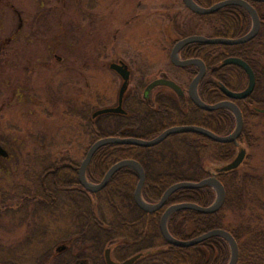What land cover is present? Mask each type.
<instances>
[{"label":"trees","instance_id":"trees-1","mask_svg":"<svg viewBox=\"0 0 264 264\" xmlns=\"http://www.w3.org/2000/svg\"><path fill=\"white\" fill-rule=\"evenodd\" d=\"M195 1L202 6H211L222 0ZM250 2L261 18L260 31L253 39L233 45L194 42L181 50L183 57H198L206 63L207 72L200 81L198 91L200 97L208 103H216L225 98L220 84L235 90L242 89L243 83L231 82L230 76H237L239 79L244 76L248 81L241 66H222L225 58L238 56L252 66L257 79L255 90L249 97L237 101L244 115V128L238 141L246 143L249 148L255 147L259 140L250 121L264 115L257 110L263 104L257 93L264 77V1ZM190 12L193 22L190 24L189 21L183 27L173 18L174 27L181 37L205 33L213 37H239L246 34L252 26L250 13L237 4L227 5L207 14ZM181 68L190 74H194L196 70L194 65ZM246 81L242 87L246 85ZM124 103L126 113H106L95 117L96 120L89 118V122L95 126L90 128L92 143L111 135L151 139L166 128L180 124L204 126L220 135L231 133L236 126L235 115L230 109L205 110L192 102L187 108H183L176 96L166 92L157 98L154 106L144 99L130 97L128 92ZM90 113V109L84 108V119H88ZM190 114L195 117L189 119ZM158 121L160 124L157 128L148 133L143 132L146 123ZM238 146L235 142H220L199 132L173 133L154 146L106 144L92 157L87 177L98 183L116 162L136 159L146 172L143 197L150 203H156L174 183L200 181L213 175L216 168L212 172L207 165L232 160L238 152ZM250 158L251 154H248L238 168L218 173L226 188V199L219 210L205 213L191 208L179 209L168 220L170 232L179 239H190L212 229H226L239 243L237 264H264V215L257 213L264 212V197L260 192L264 186V174L250 164ZM77 168L78 165L71 159L63 158L49 163L34 175V189L21 188L22 192L4 197L0 203L3 208L2 217L9 214L10 207L15 208L17 213L23 211L27 216L31 215L28 209L32 207L34 218L41 217L42 211L46 212L44 218L47 224L43 227L39 224V228L34 229L32 234L54 237L46 241L36 262L44 259L45 264H75L79 261L83 264V260L92 259V264H107L104 254L108 247H115L112 256L118 261L142 253V257L134 264L229 262L230 245L222 236H211L183 247L168 243L160 229L161 216L169 205L182 202L211 205L217 196L212 186L180 188L170 195L161 209L148 212L140 208L134 199L139 180L134 168H120L107 185L97 192H91L79 183ZM238 219L240 222L237 223ZM60 220L63 221L62 226L57 225ZM254 220L253 225L248 224ZM67 222L69 227L66 225L67 228H64L63 225ZM51 240H55V243ZM59 240L63 241L66 248L54 252L53 245ZM7 264L25 263L19 259L13 262L8 259Z\"/></svg>","mask_w":264,"mask_h":264},{"label":"rangeland","instance_id":"rangeland-1","mask_svg":"<svg viewBox=\"0 0 264 264\" xmlns=\"http://www.w3.org/2000/svg\"><path fill=\"white\" fill-rule=\"evenodd\" d=\"M190 17L183 0H0V141L12 155L0 160V203L21 188L34 189V175L49 163L64 158L81 164L92 143V113L118 105L122 78L110 68L112 62L131 70L130 97L142 100L144 83L160 77L187 89L189 78L170 53L173 38H182L173 20L183 27L193 22ZM229 80L244 84L246 78ZM166 93L175 96L169 89ZM257 95L263 102L259 107H264V77ZM84 108L91 111L88 119L82 115ZM159 124L146 123L143 132ZM250 124L259 140L250 148L241 142L236 152L245 147L250 164L264 174V115ZM225 163L207 166L214 172ZM260 192L264 197V186ZM22 213L8 215L0 225V264L8 259L45 264L44 259L36 262L37 255L54 236L32 231L47 224L46 212L34 218L31 207L25 222L20 221ZM62 224L60 220L57 225ZM62 244L57 241L53 251ZM88 260L83 264H92Z\"/></svg>","mask_w":264,"mask_h":264},{"label":"water","instance_id":"water-1","mask_svg":"<svg viewBox=\"0 0 264 264\" xmlns=\"http://www.w3.org/2000/svg\"><path fill=\"white\" fill-rule=\"evenodd\" d=\"M251 0H222L219 1L211 6H202L198 4L195 0H183L185 5L192 11L199 13V14H207L212 13L224 6L231 5V4H237L242 7H244L251 15L253 25L250 31L242 36L239 37H224V36H206L202 34H194L189 35L179 41L176 42L174 45L172 52H171V60L172 62L177 66H187V65H197L199 67V71L197 75L192 79V82L190 84L189 93L193 101L201 108L205 110H215L218 108H227L230 109L235 117H236V127L233 132L227 134V135H220L204 126L195 125V124H184V125H174L171 126L165 130H163L159 135H157L154 138L151 139H144L140 137H130V136H105L102 137L95 142H93L83 161L81 162L80 166L78 167V180L80 184L87 190L91 192H97L101 189H103L113 174L119 170L120 168L124 166L132 167L134 168L138 175L139 180L136 185V189L134 192V199L137 205L148 211V212H154L159 209H161L167 202L170 195L180 189V188H199L202 186H212L216 190V199L215 201L209 205V206H202L197 203L192 202H182V203H174L172 205H169L165 211L163 212L160 220V229L161 233L164 237V239L173 245L177 246H190L194 245L198 242H201L211 236H222L224 237L227 242L230 245L231 249V257L227 264H237L239 260L240 255V248L239 243L235 236L228 230L223 228H217L212 229L210 231H207L199 236L190 238V239H179L175 237L168 228V220L170 216L177 210L183 209V208H191L195 209L200 212L205 213H211L219 210L226 199V188L223 184V182L219 179L218 173L225 172L229 170H233L238 168L243 161L246 158L247 150L245 147H242L239 149L237 155L229 162L216 167V172L211 175L210 177L204 178L200 181H179L177 183L172 184L170 187L166 189V191L163 193L161 199L156 203H150L146 201L143 197V186L146 179V172L143 167V165L136 159H123L115 164H113L106 174L104 175L103 179L96 183L92 182L87 178L86 171L88 168V165L94 156L95 152L102 146L106 144H135V145H141V146H154L165 140L169 135L173 133H179V132H199L202 134H205L209 137H211L214 140L220 141V142H235L237 145H239L238 138L240 137L243 128H244V116L243 112L240 108V106L234 101L237 99H243L249 97L256 86V74L252 66L243 58L238 56H229L224 59L222 62V66L226 64H237L241 66L248 76V84L245 89L236 91L233 89H230L225 84H220L221 90L224 92V94L228 97V99L216 102V103H208L204 101L198 93V85L200 80L204 77L207 71L206 63L201 58H187L183 59L180 56V50L187 44L193 43V42H201V43H207V44H224V45H233V44H239L244 43L247 41H250L253 39L260 31L261 27V18L258 13V10L254 7V5L251 4ZM254 1H264V0H254ZM110 68L115 70L122 78V84L119 90L118 95V105L116 106H107L97 109L93 116L96 117L98 115L106 114V113H126V109L123 107V101L124 96L126 93V90L128 88L130 77H131V71L127 64L125 63H117L112 62L110 64ZM163 84L172 87L173 89L177 90L178 92H181L180 85L169 78L161 77L157 78L152 81V83L149 85L150 87ZM258 111L264 112V107L257 108ZM0 155L7 156V150L0 144ZM66 248V245H60L57 247V251H60L62 249ZM140 257H142V253H138L126 260L123 261H116L113 259L111 254V248L108 247L105 251V259L107 264H133L136 260H138ZM185 264V263H182Z\"/></svg>","mask_w":264,"mask_h":264},{"label":"flooded vegetation","instance_id":"flooded-vegetation-1","mask_svg":"<svg viewBox=\"0 0 264 264\" xmlns=\"http://www.w3.org/2000/svg\"><path fill=\"white\" fill-rule=\"evenodd\" d=\"M172 38V37H171ZM181 39V38H180ZM178 40V39H177ZM177 40H175L174 38H173V42H174V45L176 44V41ZM190 44V43H189ZM174 45H173V47H174ZM188 45V44H187ZM187 45H185L181 50H183ZM173 47H172V49H173ZM171 52H172V50H171ZM183 58H190V57H183ZM170 60H171V53H170ZM195 73L194 74H190V73H187L185 70H184V72L186 73V75L188 76V78H189V84H188V88L187 89H185L184 88V86L183 85H181L180 83H179V85H180V87H181V92H178L177 90H175V89H173L172 87H170V86H167V85H163V84H159V85H156V86H153V87H150L149 85L152 83V81L153 80H155V79H153L152 81H150V82H145L144 83V89H143V99H144V101L145 102H147L146 100H148V101H150V102H152V103H154V105H155V103H156V97H155V94H159L158 96H160L163 92H166V90H170L171 92H173L174 93V95L176 96V98L178 99V101L180 102V104H182L183 105V108H185V107H187V105L190 103V102H192V103H194L196 106H198L194 101H193V99L191 98V96H190V93H189V88H190V84H191V82H192V79L197 75V73H198V71H199V69L195 66ZM129 87V86H128ZM138 88H139V85L137 86ZM225 98H226V96H225ZM225 98H223V99H225ZM148 103V102H147ZM199 107V106H198ZM201 108V107H200ZM0 143L2 144V146L7 150V153H8V155L7 156H2V155H0V160H2V159H9L12 155H11V153L9 152V150H8V148L5 146V145H3V143L0 141ZM13 196H15V195H13ZM8 213L9 214H7L6 216H4V217H2V215H1V211H0V225H1V223L6 219V217H8V215H13L15 218H16V214H17V212H16V210H15V208H10V209H8ZM26 217H27V215L26 214H21V218H20V221L22 222H25L26 221ZM76 264V263H75ZM77 264H80V263H77Z\"/></svg>","mask_w":264,"mask_h":264}]
</instances>
